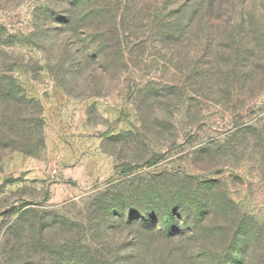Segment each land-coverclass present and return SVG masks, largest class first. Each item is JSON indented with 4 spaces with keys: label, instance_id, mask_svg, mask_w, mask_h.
<instances>
[{
    "label": "rangeland",
    "instance_id": "rangeland-1",
    "mask_svg": "<svg viewBox=\"0 0 264 264\" xmlns=\"http://www.w3.org/2000/svg\"><path fill=\"white\" fill-rule=\"evenodd\" d=\"M73 1L0 0V264L95 240L87 204L112 184L205 217L210 264H264V0L86 1L118 30L99 62Z\"/></svg>",
    "mask_w": 264,
    "mask_h": 264
},
{
    "label": "trees",
    "instance_id": "trees-1",
    "mask_svg": "<svg viewBox=\"0 0 264 264\" xmlns=\"http://www.w3.org/2000/svg\"><path fill=\"white\" fill-rule=\"evenodd\" d=\"M86 1L91 0L71 2L72 7L66 10L64 22L73 34L81 41L84 40V43L86 37L91 38L86 47L88 53L84 55L86 59L83 58L82 61L99 62L102 46L108 39L106 36L118 34V30L116 21H113V28L107 27L115 18L107 6L102 8L103 11H85ZM214 2L220 3L221 0H210V3ZM87 26L92 27L95 33L84 37L82 29ZM96 43L101 44V47L89 49ZM107 58L103 57V60ZM79 61L81 62L80 58ZM7 83L6 79L0 77V99L6 101L11 99V88H8ZM8 111L5 108L2 111L4 124H8L5 117ZM9 124L13 126L14 120H9ZM134 168L136 167L132 165L120 164L114 170L126 172ZM103 192L95 196L86 209L89 218L93 219L89 225L90 231L96 234L95 240L85 243L81 240L86 239H81L77 244L69 246L59 244L58 239L48 244L40 243L44 240L39 239L36 247H39L40 257L34 261H20L18 264H210L212 261L214 253L205 250L200 241L205 217L181 212L175 216L170 209L161 211L163 206L160 197L154 198L153 203L146 207L135 202V192L124 190L121 186L119 189L116 184L106 186ZM176 204H181V200ZM65 221L66 219L59 221L61 223L58 225L68 231L75 229L72 222ZM170 221L173 224H170ZM45 228L43 225H37L36 231L41 234ZM12 246L14 248V244ZM47 250L52 254V261H39L47 254ZM113 259L114 261H111ZM5 264L15 263L6 261Z\"/></svg>",
    "mask_w": 264,
    "mask_h": 264
}]
</instances>
